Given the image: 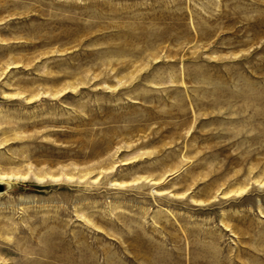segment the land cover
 Listing matches in <instances>:
<instances>
[{
  "label": "rangeland",
  "instance_id": "obj_1",
  "mask_svg": "<svg viewBox=\"0 0 264 264\" xmlns=\"http://www.w3.org/2000/svg\"><path fill=\"white\" fill-rule=\"evenodd\" d=\"M0 175V264H264V0H0Z\"/></svg>",
  "mask_w": 264,
  "mask_h": 264
},
{
  "label": "bare ground",
  "instance_id": "obj_2",
  "mask_svg": "<svg viewBox=\"0 0 264 264\" xmlns=\"http://www.w3.org/2000/svg\"><path fill=\"white\" fill-rule=\"evenodd\" d=\"M0 182L4 183L7 185V187H10V189L13 190L12 188V184L15 186L17 183L15 181H10L9 179H7V177H5L4 175H0ZM2 225H4V223H2Z\"/></svg>",
  "mask_w": 264,
  "mask_h": 264
},
{
  "label": "water",
  "instance_id": "obj_3",
  "mask_svg": "<svg viewBox=\"0 0 264 264\" xmlns=\"http://www.w3.org/2000/svg\"><path fill=\"white\" fill-rule=\"evenodd\" d=\"M7 188H8V187H7L6 184L0 182V193L4 192Z\"/></svg>",
  "mask_w": 264,
  "mask_h": 264
}]
</instances>
